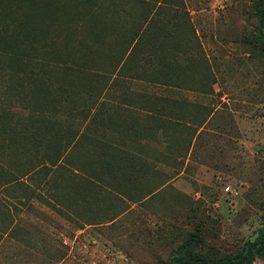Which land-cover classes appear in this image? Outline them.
Listing matches in <instances>:
<instances>
[{"label": "rangeland", "instance_id": "1", "mask_svg": "<svg viewBox=\"0 0 264 264\" xmlns=\"http://www.w3.org/2000/svg\"><path fill=\"white\" fill-rule=\"evenodd\" d=\"M253 2L0 0V264H167L190 232L209 257L253 238Z\"/></svg>", "mask_w": 264, "mask_h": 264}, {"label": "trees", "instance_id": "2", "mask_svg": "<svg viewBox=\"0 0 264 264\" xmlns=\"http://www.w3.org/2000/svg\"><path fill=\"white\" fill-rule=\"evenodd\" d=\"M253 6L254 16L256 17L254 38L259 44L264 46V0H254ZM12 21L16 24L18 22L17 20ZM19 33L20 31L15 36H18ZM21 36L25 40L24 32L21 33ZM13 43L17 45L19 43L18 38L14 37ZM12 56L13 54H3V51L0 50V58L2 60L0 62V87H5L3 86L4 75L5 73L7 74V68L3 66L4 60ZM2 95L0 92V122L3 121V116H1V109L4 106L1 100ZM38 135L39 132H36L34 136L37 143L40 141ZM46 164L51 165L49 162H46ZM201 242L202 238L197 232H190L188 237L171 253L167 264H244L253 261L256 257L264 260V220L261 221L253 238L247 240L242 245L240 251L233 256L209 257L204 255L196 250Z\"/></svg>", "mask_w": 264, "mask_h": 264}]
</instances>
